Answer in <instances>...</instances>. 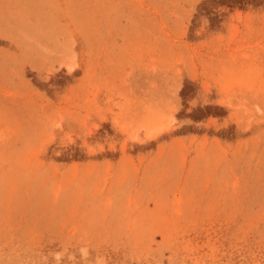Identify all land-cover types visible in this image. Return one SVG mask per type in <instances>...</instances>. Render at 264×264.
I'll return each instance as SVG.
<instances>
[{
	"label": "rangeland",
	"instance_id": "374dc122",
	"mask_svg": "<svg viewBox=\"0 0 264 264\" xmlns=\"http://www.w3.org/2000/svg\"><path fill=\"white\" fill-rule=\"evenodd\" d=\"M0 264H264V0H0Z\"/></svg>",
	"mask_w": 264,
	"mask_h": 264
}]
</instances>
